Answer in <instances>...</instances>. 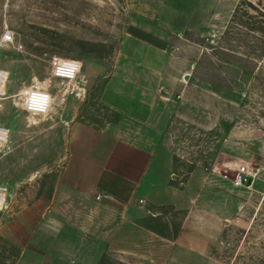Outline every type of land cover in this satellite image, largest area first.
I'll return each mask as SVG.
<instances>
[{
  "label": "rangeland",
  "instance_id": "374dc122",
  "mask_svg": "<svg viewBox=\"0 0 264 264\" xmlns=\"http://www.w3.org/2000/svg\"><path fill=\"white\" fill-rule=\"evenodd\" d=\"M134 22L198 48L192 75L215 89L221 115L213 129L174 122L162 135L139 221L175 236L189 217L208 236V249L183 264H264V0H0V37L12 34L0 46V68L9 71L0 124L11 129L0 151V183L9 189L0 264H30L23 254L36 223L28 206L38 195L51 200L70 126L121 119L102 96ZM54 57L79 62L77 81L52 76ZM37 82L54 96L48 116L31 117L21 107L20 93ZM30 117L40 123L30 125ZM241 163L258 171L249 186L231 181ZM102 261L125 264L110 253Z\"/></svg>",
  "mask_w": 264,
  "mask_h": 264
},
{
  "label": "crops",
  "instance_id": "0c3cea01",
  "mask_svg": "<svg viewBox=\"0 0 264 264\" xmlns=\"http://www.w3.org/2000/svg\"><path fill=\"white\" fill-rule=\"evenodd\" d=\"M171 33L135 22L126 31L102 96L122 117L101 128L70 126L51 200L38 195L28 206L36 223L23 254L30 264L61 258L107 264L104 253L125 264H183L206 256L208 236L189 217L176 236L160 235L139 221L145 215L141 194L155 185L162 135L174 122L208 130L221 120L215 89L192 75L200 51L183 39L170 41Z\"/></svg>",
  "mask_w": 264,
  "mask_h": 264
},
{
  "label": "clouds",
  "instance_id": "9594fccd",
  "mask_svg": "<svg viewBox=\"0 0 264 264\" xmlns=\"http://www.w3.org/2000/svg\"><path fill=\"white\" fill-rule=\"evenodd\" d=\"M102 2V0H101ZM12 34L5 32L3 37H0V46L3 45L4 41L11 42ZM59 58L54 57L53 62L55 64L56 60ZM62 66L56 68L55 74L58 76L66 77L69 80H74L76 74L80 70V64L78 61H61ZM9 73L0 71V96L4 94V86L5 81ZM34 80L36 78L34 77ZM42 85L39 82L35 85V90L32 89H25L23 90L20 95L23 97V106L27 108V110L33 113H47L48 105L51 100L50 94L47 91H41ZM30 125L32 124H39L40 120H36L33 118H29ZM7 131L0 130V149L4 148L7 138ZM7 207L5 203V198L3 194H0V211H3Z\"/></svg>",
  "mask_w": 264,
  "mask_h": 264
},
{
  "label": "built area",
  "instance_id": "2783aa9c",
  "mask_svg": "<svg viewBox=\"0 0 264 264\" xmlns=\"http://www.w3.org/2000/svg\"><path fill=\"white\" fill-rule=\"evenodd\" d=\"M71 61H77V60H72L70 59ZM61 60L60 58L56 60L55 64L54 62L52 63V69H51V74L52 76L56 77V78H59V79H62V80H67V81H70V82H75L77 81V79L79 78V72L76 74L75 76V79L74 80H69L68 78L66 77H62V76H58L55 74L56 72V68L59 67V66H62L61 64ZM0 71H4V72H7L9 73L8 70L4 69V68H0ZM8 82H9V75L7 76L6 78V81H5V86H4V94L2 96H0V99H3L6 97L7 95V85H8ZM29 89H32V90H35V86L33 87H30ZM42 92L43 91H47L48 94H50L51 96V100H50V103L48 105V109H47V113H33L29 110H27L26 107L23 106V97H22V101H21V107L23 108V110L31 117H37V116H48L51 111H52V108H53V101H54V96L53 94L49 91L48 87L47 86H43L41 87L40 89ZM179 97V96H178ZM0 130H4V131H7L8 135H7V138H6V143H5V146L4 148L0 149V151L4 150L9 142H10V138H11V129L10 127H8L7 125H4V124H0ZM258 174V171L257 169L251 165V164H248V163H241L239 164L236 168H235V171L233 173V176L231 178V181L233 183L234 186H249L252 184V182L254 181V179L256 178ZM0 194H3L4 198H5V203L7 204L8 206V195H9V189L8 187L3 184V183H0ZM97 199H100L101 198V194H98L96 196ZM7 208V207H6ZM5 210V209H4ZM3 210V211H4ZM1 212V211H0Z\"/></svg>",
  "mask_w": 264,
  "mask_h": 264
},
{
  "label": "water",
  "instance_id": "95a60500",
  "mask_svg": "<svg viewBox=\"0 0 264 264\" xmlns=\"http://www.w3.org/2000/svg\"><path fill=\"white\" fill-rule=\"evenodd\" d=\"M185 79L187 80V79H189V74H185Z\"/></svg>",
  "mask_w": 264,
  "mask_h": 264
},
{
  "label": "trees",
  "instance_id": "16d2710c",
  "mask_svg": "<svg viewBox=\"0 0 264 264\" xmlns=\"http://www.w3.org/2000/svg\"><path fill=\"white\" fill-rule=\"evenodd\" d=\"M150 229H151V228H150ZM177 234H178V233H176V235H177ZM176 235H175V236H176Z\"/></svg>",
  "mask_w": 264,
  "mask_h": 264
}]
</instances>
